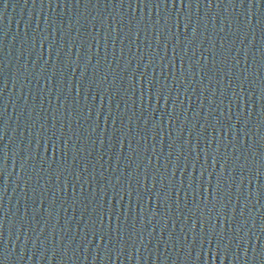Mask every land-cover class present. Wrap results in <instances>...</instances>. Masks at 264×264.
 <instances>
[{"label":"water","instance_id":"95a60500","mask_svg":"<svg viewBox=\"0 0 264 264\" xmlns=\"http://www.w3.org/2000/svg\"><path fill=\"white\" fill-rule=\"evenodd\" d=\"M0 264H264V0H0Z\"/></svg>","mask_w":264,"mask_h":264}]
</instances>
